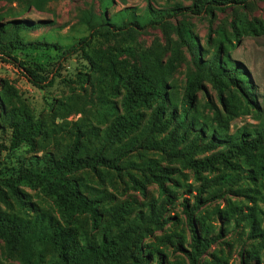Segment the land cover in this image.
Wrapping results in <instances>:
<instances>
[{
    "label": "rangeland",
    "instance_id": "1",
    "mask_svg": "<svg viewBox=\"0 0 264 264\" xmlns=\"http://www.w3.org/2000/svg\"><path fill=\"white\" fill-rule=\"evenodd\" d=\"M27 1L0 0V41L21 39L24 47L14 54L26 63L38 60L39 73L54 79L50 86L36 87L22 69L0 59L1 214L67 228L75 249L105 239L109 249L93 264H241L242 258L244 264H264V178L257 172V151L248 165L243 156L198 171L188 163L226 150L238 137L250 141L264 129V0L221 4L211 14L180 15L130 35L93 37L83 51L74 48L89 35L80 21L85 10L107 23L124 8L138 15L148 7L190 6L194 0H49L42 10ZM175 26L189 30L194 44H183ZM36 41L45 45H27ZM218 47L220 60L237 65V85L223 78L219 94L203 69L200 87L187 99L188 77ZM155 48L163 63L173 60L164 92L127 113L122 78L138 51ZM133 114H139L136 127L116 131V116ZM25 116L42 124L36 147L10 149V124ZM76 140L80 156L100 150L107 158H120L118 169L98 166L70 175L99 202L96 228L88 214L65 223L42 187L22 177L30 170L55 178L58 173L47 166ZM152 174L165 176V193ZM227 175H236V181H227ZM126 229L133 230L132 242L119 237ZM194 233L203 241L213 238L195 258ZM22 253L0 238V264H25ZM36 253H30L31 264H48L57 250L47 244L40 256Z\"/></svg>",
    "mask_w": 264,
    "mask_h": 264
},
{
    "label": "trees",
    "instance_id": "2",
    "mask_svg": "<svg viewBox=\"0 0 264 264\" xmlns=\"http://www.w3.org/2000/svg\"><path fill=\"white\" fill-rule=\"evenodd\" d=\"M15 1V0H6ZM49 0H28V5L36 9L42 10ZM247 0H194L190 6H175L163 9L147 8L144 14L136 15L131 10L124 8L115 13L111 22L98 19V17L91 11L85 10L81 16L80 21L89 30V35L80 38L77 41L76 51L82 50L87 45L90 38L116 36L119 34L127 33L130 35L132 32L139 31L143 26L152 25L157 23L161 26L165 25V20L175 18L185 14H202L212 13L213 7H219L221 4H241ZM112 3V0H106ZM43 23V21H40ZM38 23V24H40ZM248 26V25H247ZM3 25L0 24V31ZM175 30L180 41L183 44H194V36L189 30L180 26H175ZM21 39L17 37L7 41H0V59L16 65L25 72L28 80L36 87L50 86L54 78L48 79L47 76L41 75L39 70L42 69V63L33 59L26 63L19 59L14 52L22 50L24 45ZM27 45L32 48H42L40 42H29ZM52 46V45H51ZM220 48L218 47L215 56L200 67H197L194 74L190 75L187 79L186 96L191 100L194 96V90L200 87L202 78V70L205 69L207 77L213 82L219 94L223 90V78H226L232 85H237L235 75L237 65L227 66V60L224 62L220 60ZM128 52H134L127 49ZM161 51L155 49H143L137 52V60L134 61L127 74L122 78V83L125 89V95L122 99V107L127 113L140 106L147 105L150 101L157 98L164 92V79L165 76L173 68V60L168 59L165 63L160 59ZM201 64V63H200ZM48 79V80H47ZM242 79V78H241ZM46 81V82H45ZM45 82V83H44ZM243 95L249 103L250 100L246 92ZM111 110L113 108H110ZM139 119V114H133L128 118L118 115L115 118L116 131L130 130L136 127ZM10 149H18L25 145L30 149L36 147L37 138L41 134L42 124L40 121H33L30 117L25 116L19 121L11 122L10 124ZM78 140L71 145L66 152L58 159L53 160L47 166V170L51 173L57 172L55 178L49 179L46 176L40 177L39 174H34L30 170H25L23 178L32 181L35 180L37 184L42 187L43 192L48 196L54 204L60 209L63 221L70 223L79 214H88L91 218L92 228H96L101 221V212L99 202L93 198L88 197L79 188L76 181L70 178V175L78 170L89 168L96 169L98 166H105L111 169H118L119 157L107 158L102 155L100 150H97L89 156L78 155ZM210 145L212 144L209 142ZM254 151H257L260 162L257 164V172L260 177L264 178V129L258 131L256 136L252 137L250 141L238 137L233 141L229 148L220 150L214 154L204 158L189 159V165L195 170L213 167V163L217 161L229 164L231 159L243 156L244 163L250 164L247 160L248 157L256 158ZM252 162H255L252 161ZM151 177L158 184L160 192L165 193L163 179L165 176L152 174ZM236 175L226 176V180L230 182L236 181ZM0 180V199L2 198ZM8 187L12 184L5 183ZM15 192V191H14ZM250 215V212L247 213ZM255 217L250 219L253 222ZM131 231V232H130ZM124 230L119 234L120 238L126 240L131 239L133 230ZM72 234L67 228L58 229L51 223H28L17 221L15 218L3 216L0 212V238H5L8 246H18L22 250L25 257V264H31V251L35 250L39 256L45 250L47 244L54 246L57 250L55 257L50 260L48 264H93L101 255L105 254L109 249V243L103 239L99 245H85L81 248L75 249L71 241ZM193 237V247L195 250L194 257L206 249L213 238L201 240L195 233ZM133 240L131 239L130 242ZM118 252V250H117ZM38 264V263H36ZM241 264H244V258L241 259Z\"/></svg>",
    "mask_w": 264,
    "mask_h": 264
}]
</instances>
